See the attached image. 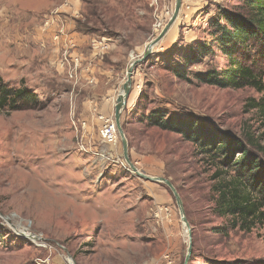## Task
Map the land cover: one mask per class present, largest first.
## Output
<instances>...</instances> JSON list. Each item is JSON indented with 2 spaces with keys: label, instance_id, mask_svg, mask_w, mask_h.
Listing matches in <instances>:
<instances>
[{
  "label": "rangeland",
  "instance_id": "374dc122",
  "mask_svg": "<svg viewBox=\"0 0 264 264\" xmlns=\"http://www.w3.org/2000/svg\"><path fill=\"white\" fill-rule=\"evenodd\" d=\"M174 2L0 0V82L37 98L30 110L0 108V264H183L189 238L188 264L264 260V220L249 233L227 227L213 213L210 161L178 134L144 121L165 111L243 144L264 133L255 110L244 109L260 97L254 90L195 82L205 68L225 66L219 55L190 66L189 82L172 73L190 47L208 41L216 12L236 8L237 0H182L174 28L134 67L120 116L130 164L170 182L188 240L171 190L132 172L120 139L112 146L100 138L97 116L114 115L131 56L139 58L158 35ZM63 26L86 37L80 53ZM91 58L105 72L98 81Z\"/></svg>",
  "mask_w": 264,
  "mask_h": 264
},
{
  "label": "trees",
  "instance_id": "16d2710c",
  "mask_svg": "<svg viewBox=\"0 0 264 264\" xmlns=\"http://www.w3.org/2000/svg\"><path fill=\"white\" fill-rule=\"evenodd\" d=\"M231 10L221 9L208 22V41L190 47L183 61L172 69L175 76L189 82L190 66L202 59L218 56L225 66L205 70L194 76L198 84L220 89L250 88L260 95L249 99L244 109L255 110L264 123V0H237ZM37 98L26 89H9L0 82V108L30 110ZM149 127L175 133L195 145L210 161L215 172L211 186L213 213L230 229L249 233L264 220V133L241 140L215 133L202 123L180 120L165 111H152L144 118ZM236 155H238L236 157ZM209 264H248L211 261ZM264 264V260L252 263Z\"/></svg>",
  "mask_w": 264,
  "mask_h": 264
},
{
  "label": "water",
  "instance_id": "95a60500",
  "mask_svg": "<svg viewBox=\"0 0 264 264\" xmlns=\"http://www.w3.org/2000/svg\"><path fill=\"white\" fill-rule=\"evenodd\" d=\"M181 4H182L181 0H175L174 8H173V11L171 13V16H170L168 22L163 26V28L161 29V31L158 33V35L155 38L149 40V42L145 45L144 50H143L142 54L140 55V57L136 58V59L132 58V61L129 63V66H128L127 70H126V80L123 83V85L121 86V91H120V93L117 96V99L115 101L113 119H114V123H115V126H116L118 137L120 139L123 158H124V160H126L128 165L130 166L132 172H134L138 177L142 178L145 181L164 183L171 190V192L173 194V197L176 200L177 206H178V208L180 210L181 224L183 223L185 226H187V229H188V224H187V221H186V219L184 217L183 208H182L180 199H179L176 191L174 190V188L170 184V182L165 180V179H162V178H150V177H147V176L139 173L136 170V168H134L130 164V162L128 160L127 141H126L125 135L123 133V129H122L121 125H120L121 113L127 107V100H128V96H129V93H130V83H131V80H132L134 67H136L140 63L146 61L147 57L152 54L154 47L159 44V42L168 33L170 28L174 25V23L176 22V20L178 18L179 12H180ZM188 242L189 243H188V247H187L186 257H185V260H184L183 264H188V261H189V258H190V254H191V250H192V243H191L190 238H189Z\"/></svg>",
  "mask_w": 264,
  "mask_h": 264
},
{
  "label": "crops",
  "instance_id": "0c3cea01",
  "mask_svg": "<svg viewBox=\"0 0 264 264\" xmlns=\"http://www.w3.org/2000/svg\"><path fill=\"white\" fill-rule=\"evenodd\" d=\"M181 2H182V0H181ZM70 28L71 27L63 26L62 27L63 30L61 29L62 30L61 33L62 34H63V32L65 33L64 38H66V41H68L69 45L70 44H76V47L73 50V53H80V48H81L82 44L84 43L86 37L85 38H81V37H84V36L80 35V33L78 31H76V32L70 31L69 30ZM59 38H62V37L60 36ZM88 39L91 41L92 38H88ZM105 43H106L105 46L107 48L111 47V43L110 42H105ZM89 61L91 62L90 72L94 75L93 78L96 79L97 81L100 80L101 77L103 78V76H101V75H103L105 72H104L103 68L99 67V66H101L100 59H96L94 63H92V58L89 59Z\"/></svg>",
  "mask_w": 264,
  "mask_h": 264
},
{
  "label": "built area",
  "instance_id": "2783aa9c",
  "mask_svg": "<svg viewBox=\"0 0 264 264\" xmlns=\"http://www.w3.org/2000/svg\"><path fill=\"white\" fill-rule=\"evenodd\" d=\"M97 118L101 122V127L99 129V135L102 142L115 146L118 143V134L116 130V126L114 123L113 116L104 117L98 115Z\"/></svg>",
  "mask_w": 264,
  "mask_h": 264
},
{
  "label": "bare ground",
  "instance_id": "6f19581e",
  "mask_svg": "<svg viewBox=\"0 0 264 264\" xmlns=\"http://www.w3.org/2000/svg\"><path fill=\"white\" fill-rule=\"evenodd\" d=\"M174 25H175V23H174ZM174 25L170 28L169 32L172 30V28H174ZM131 61H132V56H131ZM182 225L184 227V230H185L186 235H187V240H188V230H187V226H185L183 223H182ZM24 231H25L24 229H18L17 230V233L20 234V235L24 233L23 235L27 236L28 232L26 233ZM67 262L70 263V264H72V261L69 258L67 259Z\"/></svg>",
  "mask_w": 264,
  "mask_h": 264
}]
</instances>
